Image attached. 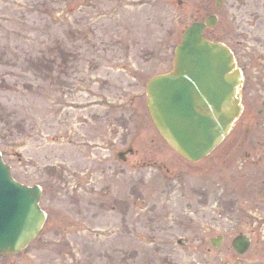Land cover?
Segmentation results:
<instances>
[{
    "label": "rangeland",
    "instance_id": "obj_1",
    "mask_svg": "<svg viewBox=\"0 0 264 264\" xmlns=\"http://www.w3.org/2000/svg\"><path fill=\"white\" fill-rule=\"evenodd\" d=\"M184 1L180 8L176 0H0V152L17 181L43 188L41 206L49 213L47 232L21 254L0 255V264H55L57 258L82 264L85 252L88 264L117 263L114 238L86 229L115 230L110 204L130 182L128 172L117 175L116 128L122 134L135 127L145 141L160 138L147 110L146 84L173 68L186 28L217 0ZM229 2L248 15L256 10L255 0ZM138 145V159L160 166L154 164L159 157L174 177L191 168L167 146L150 154L142 139ZM151 166L134 173L137 231L148 235L160 231L152 228L154 220L161 226L183 208L177 188L164 190L167 174ZM87 167L96 172L92 179L115 191L106 198L112 203L94 206L100 216L88 220L84 197L72 194ZM64 247L67 256L60 254Z\"/></svg>",
    "mask_w": 264,
    "mask_h": 264
},
{
    "label": "flooded vegetation",
    "instance_id": "obj_2",
    "mask_svg": "<svg viewBox=\"0 0 264 264\" xmlns=\"http://www.w3.org/2000/svg\"><path fill=\"white\" fill-rule=\"evenodd\" d=\"M176 2L180 8L186 7L185 1ZM229 4V0H217L215 8L209 7L200 21L209 16L215 18V27L206 29L204 37L224 43L241 73L242 113L232 133L208 157L196 163L172 151L173 156L191 167L174 177L175 171L160 163L159 157L154 164L160 166H151L144 158L138 159V140L142 139L150 154H155L152 149H158V153L167 146L161 137L145 141L142 135H137L135 127L124 129L122 134L116 128L115 134L119 136L113 143L119 148L117 175L128 172V186L119 188L112 203L106 198L115 195V191L92 179L96 172L87 167L83 169L85 182L79 179L80 188L72 191L74 197H78L76 194L84 197L83 219L100 216L99 210L94 209L96 204L112 203L115 230L88 227L86 233L114 238L116 264H264V0H255L253 9L256 10L249 15ZM131 120L132 114L124 125ZM142 166L158 167L165 172L168 183L164 190L177 188L183 202L180 213L175 216L170 212L172 221L165 218L160 226L161 222L154 220L152 228L160 231H152L150 235L138 232L136 224L138 203L134 173ZM71 174L75 178L78 172L71 170ZM174 179L184 181L176 184ZM47 214L40 235L47 232ZM87 223L91 225L92 221ZM136 240L141 241V246H137ZM87 243H91L89 236ZM60 251L62 256L70 254L69 247ZM84 254L86 262L82 264H88L90 253ZM139 258L145 259V263ZM55 264L68 263L57 258Z\"/></svg>",
    "mask_w": 264,
    "mask_h": 264
},
{
    "label": "water",
    "instance_id": "obj_3",
    "mask_svg": "<svg viewBox=\"0 0 264 264\" xmlns=\"http://www.w3.org/2000/svg\"><path fill=\"white\" fill-rule=\"evenodd\" d=\"M214 20L187 28L174 68L147 84V105L162 137L181 156L199 161L219 145L239 117L241 76L229 49L203 38ZM39 187L12 177L0 153V254H15L34 241L46 214Z\"/></svg>",
    "mask_w": 264,
    "mask_h": 264
}]
</instances>
